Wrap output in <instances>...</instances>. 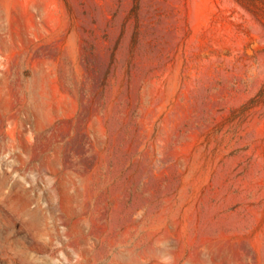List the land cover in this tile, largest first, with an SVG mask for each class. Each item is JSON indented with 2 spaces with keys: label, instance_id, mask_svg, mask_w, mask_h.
<instances>
[{
  "label": "rangeland",
  "instance_id": "374dc122",
  "mask_svg": "<svg viewBox=\"0 0 264 264\" xmlns=\"http://www.w3.org/2000/svg\"><path fill=\"white\" fill-rule=\"evenodd\" d=\"M0 264H264V0H0Z\"/></svg>",
  "mask_w": 264,
  "mask_h": 264
},
{
  "label": "bare ground",
  "instance_id": "6f19581e",
  "mask_svg": "<svg viewBox=\"0 0 264 264\" xmlns=\"http://www.w3.org/2000/svg\"><path fill=\"white\" fill-rule=\"evenodd\" d=\"M19 203V202H18Z\"/></svg>",
  "mask_w": 264,
  "mask_h": 264
}]
</instances>
